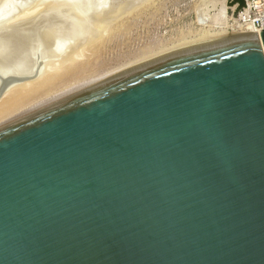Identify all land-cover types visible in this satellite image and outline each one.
I'll return each instance as SVG.
<instances>
[{
	"label": "water",
	"instance_id": "water-1",
	"mask_svg": "<svg viewBox=\"0 0 264 264\" xmlns=\"http://www.w3.org/2000/svg\"><path fill=\"white\" fill-rule=\"evenodd\" d=\"M0 264H264V28L1 124Z\"/></svg>",
	"mask_w": 264,
	"mask_h": 264
},
{
	"label": "bare ground",
	"instance_id": "bare-ground-1",
	"mask_svg": "<svg viewBox=\"0 0 264 264\" xmlns=\"http://www.w3.org/2000/svg\"><path fill=\"white\" fill-rule=\"evenodd\" d=\"M150 1L19 0L18 5L14 3L13 8L0 12V83L9 77L24 74L35 65L41 66L37 78L16 84L1 94L0 119L7 121L37 104L41 105L81 87L74 86L21 110L31 103L26 98L45 86L61 69L73 63L83 48L103 39L115 24ZM247 9L241 14L240 20ZM262 28L264 20L258 16L251 22L240 23L235 31L260 32ZM204 33L197 39L187 41V45L230 34L223 31Z\"/></svg>",
	"mask_w": 264,
	"mask_h": 264
},
{
	"label": "rangeland",
	"instance_id": "rangeland-1",
	"mask_svg": "<svg viewBox=\"0 0 264 264\" xmlns=\"http://www.w3.org/2000/svg\"><path fill=\"white\" fill-rule=\"evenodd\" d=\"M238 1L151 0L115 24L103 39L83 48L79 58L28 96L26 101L31 103L21 110L164 51L187 46V41L199 38L204 32L205 35L221 31L236 33L235 27L240 23L251 22L247 14L257 18L264 13V0H242V4ZM17 2L19 0H0V12L13 8ZM243 8H248L247 14L240 20ZM2 121L0 119V125Z\"/></svg>",
	"mask_w": 264,
	"mask_h": 264
},
{
	"label": "built area",
	"instance_id": "built-area-1",
	"mask_svg": "<svg viewBox=\"0 0 264 264\" xmlns=\"http://www.w3.org/2000/svg\"><path fill=\"white\" fill-rule=\"evenodd\" d=\"M248 7V6H247ZM245 8H243L242 9V11L244 10ZM251 10V9H250ZM242 11H240V12H242ZM240 14V13H239ZM238 14V15H239ZM259 15V14H258ZM247 16H248V21H253L255 18H251L250 16H249V14H247ZM260 17H261V19L262 20H264V13H262L261 15H260Z\"/></svg>",
	"mask_w": 264,
	"mask_h": 264
},
{
	"label": "trees",
	"instance_id": "trees-1",
	"mask_svg": "<svg viewBox=\"0 0 264 264\" xmlns=\"http://www.w3.org/2000/svg\"><path fill=\"white\" fill-rule=\"evenodd\" d=\"M238 3H239V4H242V3H243V1H242V0H239V1H238Z\"/></svg>",
	"mask_w": 264,
	"mask_h": 264
}]
</instances>
